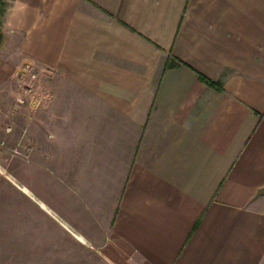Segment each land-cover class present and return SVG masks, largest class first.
<instances>
[{"label": "crops", "instance_id": "obj_1", "mask_svg": "<svg viewBox=\"0 0 264 264\" xmlns=\"http://www.w3.org/2000/svg\"><path fill=\"white\" fill-rule=\"evenodd\" d=\"M13 47L79 134L41 207L82 252L29 264H264V0H6Z\"/></svg>", "mask_w": 264, "mask_h": 264}, {"label": "rangeland", "instance_id": "obj_2", "mask_svg": "<svg viewBox=\"0 0 264 264\" xmlns=\"http://www.w3.org/2000/svg\"><path fill=\"white\" fill-rule=\"evenodd\" d=\"M75 103L60 77L14 47L0 50V256L29 264L31 256L82 252L41 207L67 203L63 175L77 171Z\"/></svg>", "mask_w": 264, "mask_h": 264}, {"label": "trees", "instance_id": "obj_3", "mask_svg": "<svg viewBox=\"0 0 264 264\" xmlns=\"http://www.w3.org/2000/svg\"><path fill=\"white\" fill-rule=\"evenodd\" d=\"M202 81H205L207 84L212 85V82H209L207 79H205L204 77L200 76Z\"/></svg>", "mask_w": 264, "mask_h": 264}, {"label": "built area", "instance_id": "obj_4", "mask_svg": "<svg viewBox=\"0 0 264 264\" xmlns=\"http://www.w3.org/2000/svg\"><path fill=\"white\" fill-rule=\"evenodd\" d=\"M6 0H0V7L5 3Z\"/></svg>", "mask_w": 264, "mask_h": 264}]
</instances>
